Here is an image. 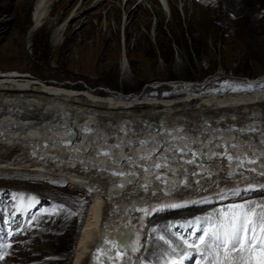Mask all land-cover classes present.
Instances as JSON below:
<instances>
[{
    "label": "bare ground",
    "instance_id": "6f19581e",
    "mask_svg": "<svg viewBox=\"0 0 264 264\" xmlns=\"http://www.w3.org/2000/svg\"><path fill=\"white\" fill-rule=\"evenodd\" d=\"M72 1L54 2L50 15L55 20L47 24L62 21ZM109 1L112 4L104 3L100 13L89 14L85 23L90 24L88 27L79 19L72 26L67 24L62 35L70 39L78 37L86 28H92L91 19H95L98 34L105 29L108 40H116L122 5H117L121 0ZM131 3L124 8L127 37L137 34L140 27H147L150 20L141 3L133 9ZM41 4V0L27 3L35 5L37 12L42 8L37 21L45 8ZM170 4L175 14L174 0H170ZM87 6L81 0L79 9ZM58 10L61 14H57ZM100 18H103L102 26ZM10 74L0 72V175L10 174L9 170L38 173V177L47 179L50 184L79 190L89 196L90 204L75 244L73 264H84L88 258L87 264H120V259L114 255H123L113 250L124 234L121 227L132 230L129 243L134 245L127 248L128 253L139 251L140 243L136 242L146 236L147 216L151 211L160 215L185 211L196 207L195 202L201 198L206 197L208 202L226 193L234 194L236 188L225 183V178L252 177L247 193L264 189V176L260 175L264 173V89L230 95L208 94L200 99L185 96L179 100L159 98L136 102L130 97L115 100L101 97L95 91L83 93L72 87L43 84L27 75L13 78ZM252 80L264 83V77ZM188 86L183 83L172 88ZM144 103L152 111L132 115L134 109ZM180 106L182 108H178ZM118 112H122L121 117L115 115ZM192 123H196L195 126L191 127ZM71 128L76 133L72 141L66 136ZM201 158L206 161L201 162ZM242 162L243 167H240ZM157 164L161 167L156 168ZM220 165L224 174L218 170ZM192 171L194 180L190 176ZM206 179H210L206 185L213 186L209 192L196 196L194 192L201 186L199 181ZM197 182L200 185L194 189ZM141 189L161 196L149 202L142 198L133 201L132 197L139 195ZM113 191H119V195L113 196ZM2 197L7 199L6 195ZM102 198L109 202H103ZM136 212L141 217L137 224L138 218L135 223L131 222Z\"/></svg>",
    "mask_w": 264,
    "mask_h": 264
},
{
    "label": "rangeland",
    "instance_id": "374dc122",
    "mask_svg": "<svg viewBox=\"0 0 264 264\" xmlns=\"http://www.w3.org/2000/svg\"><path fill=\"white\" fill-rule=\"evenodd\" d=\"M41 1L45 8L37 21L42 8L37 12L35 5H27L29 0H0V72H18L43 84L72 87L81 92L95 91L101 97L115 100H128L123 98L130 97L136 102L159 98L179 100L185 96L200 99L208 94L230 95L243 90L240 81L245 83L246 79L264 77V0H174L175 14L170 0H154V4L153 0H135V3L121 0L120 4L117 3L122 5L119 31L116 40L110 41L105 29L98 34L95 19H91L92 28H86L78 37L70 39L62 35L67 24L72 26L79 19L83 26L88 27L90 24L85 23L89 14H96L106 2L112 4L109 0L103 3L101 0H84V4L89 6L81 9V0H73L64 19L52 25L47 23L55 20L50 11L58 0ZM100 2V7H95ZM130 3L132 9L141 3L150 16L148 26L140 27L133 37H127L125 33L124 8ZM154 9L159 11L158 15ZM57 14L61 11L58 10ZM229 19L234 20L238 27H231V33H228ZM100 25H103V18H100ZM67 39L70 40L65 41ZM194 46L199 52H194ZM238 70L249 76L242 77ZM173 82L192 85L177 89L167 86ZM160 84L159 89H153ZM84 99L88 100L85 96ZM145 104L138 105L132 115L150 113L152 110ZM118 113L115 115L121 117L122 112ZM192 124L191 127L196 123ZM218 170L224 174L221 165ZM9 173L0 175V189L17 191L19 199L32 192L47 201V208L52 203L60 206L39 210L36 221L26 228L25 233L10 241L12 247L0 264H73L75 244L90 204L89 196L79 190L50 184L47 179L38 177V173L25 170H9ZM192 174L190 176L194 180L193 171ZM228 178H225L228 185L239 180ZM249 178L252 179L248 177V181ZM209 181H199V188L196 185L200 183H194V189L198 188L196 196L209 192L212 187L206 185ZM139 196L132 197L133 201ZM255 200L264 201V189L218 206L191 207L153 217L146 224L145 235L148 236L147 230H154L148 236V247L154 248L155 245L158 250L151 251L145 246L134 264L155 256V251L166 253L165 247L172 249L169 223L193 215L199 217L207 210L219 214L220 206ZM6 219L8 222L11 220L9 217ZM144 243L147 245L148 241Z\"/></svg>",
    "mask_w": 264,
    "mask_h": 264
},
{
    "label": "snow or ice",
    "instance_id": "6c2138e0",
    "mask_svg": "<svg viewBox=\"0 0 264 264\" xmlns=\"http://www.w3.org/2000/svg\"><path fill=\"white\" fill-rule=\"evenodd\" d=\"M103 154L108 155V153ZM147 158L141 157V159ZM249 162L255 163V161ZM155 167L160 168L161 165L157 164ZM240 167H243V162ZM113 175H124V173H113ZM260 175L264 176V173ZM218 216L219 231L205 232L199 238V245H193L200 251L203 264H264V203L245 201L230 205L222 209ZM160 239L164 240L163 237ZM237 252L239 255H235Z\"/></svg>",
    "mask_w": 264,
    "mask_h": 264
},
{
    "label": "water",
    "instance_id": "95a60500",
    "mask_svg": "<svg viewBox=\"0 0 264 264\" xmlns=\"http://www.w3.org/2000/svg\"><path fill=\"white\" fill-rule=\"evenodd\" d=\"M256 83V84H255ZM257 83H259V82H254V86H252V90H256V89H259V85L260 84H257ZM66 136L69 138V140H73V138L76 136V133H75V131L71 128V129H69V130H67V132H66ZM202 160V162H205L206 161V158H201ZM117 195H119V191H113V196H117ZM121 230H122V232H124V236L126 237V239H127V237H128V234H129V232H130V230L128 229V228H124V227H121L120 228ZM123 241V238H120L119 239V242H122ZM99 245V244H98Z\"/></svg>",
    "mask_w": 264,
    "mask_h": 264
},
{
    "label": "trees",
    "instance_id": "16d2710c",
    "mask_svg": "<svg viewBox=\"0 0 264 264\" xmlns=\"http://www.w3.org/2000/svg\"><path fill=\"white\" fill-rule=\"evenodd\" d=\"M229 24H230V28L228 29V30H229L228 33H231L232 30H233L234 28H235V29L238 28L237 25H235L234 20L229 19ZM231 27H232L233 29H231ZM230 29H231V30H230ZM194 52H196V53L199 52V50L196 49L195 46H194ZM237 73L241 74L242 77H248V76H249V74L244 75L245 73H243L241 70H238ZM240 83H241V86H240V87H243V90H241L240 92H249V91H252V87L248 86V85L245 84L243 81H240ZM240 92H237V93H240ZM235 94H236V93H235ZM226 95H227V94H226Z\"/></svg>",
    "mask_w": 264,
    "mask_h": 264
}]
</instances>
